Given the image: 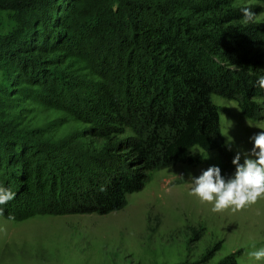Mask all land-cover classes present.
<instances>
[{
    "label": "trees",
    "instance_id": "obj_1",
    "mask_svg": "<svg viewBox=\"0 0 264 264\" xmlns=\"http://www.w3.org/2000/svg\"><path fill=\"white\" fill-rule=\"evenodd\" d=\"M2 9L19 24L0 38L13 90L0 87V183L17 192L5 217L106 215L149 172L211 153L207 164L230 175L212 96L264 117V24L244 25L231 0H0ZM63 124L89 139L85 151L50 142Z\"/></svg>",
    "mask_w": 264,
    "mask_h": 264
},
{
    "label": "rangeland",
    "instance_id": "obj_2",
    "mask_svg": "<svg viewBox=\"0 0 264 264\" xmlns=\"http://www.w3.org/2000/svg\"><path fill=\"white\" fill-rule=\"evenodd\" d=\"M101 2L97 8L104 12L106 5ZM231 2L239 9L238 0ZM251 2L259 14L256 23L264 24V7ZM18 30L15 13L0 10V38ZM85 59L87 66L95 65L94 58ZM11 82L0 70V87L8 96L13 93ZM212 102L218 108L224 142L232 122L229 134L237 145L250 148L248 138L259 129L249 127L247 121H254L232 100L214 95ZM52 120L49 116L47 123ZM63 126L50 142L85 151L89 139L80 137L82 131L75 127L68 134L62 132ZM125 130L122 138L132 135L131 129ZM198 152L192 149L193 154ZM208 158L214 155L208 154L199 165L176 164L149 172L142 189L126 194L123 206L106 215L93 211L41 213L10 221L0 217V264H218L229 256L244 264L245 249L253 242L264 244V202L224 219L211 213L210 205L188 194L187 181L178 179L179 173L185 179L189 173L199 175L209 166Z\"/></svg>",
    "mask_w": 264,
    "mask_h": 264
},
{
    "label": "clouds",
    "instance_id": "obj_3",
    "mask_svg": "<svg viewBox=\"0 0 264 264\" xmlns=\"http://www.w3.org/2000/svg\"><path fill=\"white\" fill-rule=\"evenodd\" d=\"M255 3L264 7V0H255ZM237 6L244 25L257 22L259 14L253 11L251 0H238ZM213 59L222 64L219 56ZM256 85L264 89V74L256 76ZM247 125L259 129L249 136L251 147L247 149L237 145L235 137L229 134L232 122L228 127L225 146L229 151L235 149L231 161L234 171L230 175L223 174L218 164L208 166L199 175L189 173L188 179H185L184 173L178 174V179L187 181L188 194L199 203L210 205V212L218 214L221 219L264 202V120L247 121ZM16 197V191L0 183V217L5 216L6 206ZM5 219L10 221L15 217L9 213ZM244 264H264V244L257 246L256 242L251 243L245 249Z\"/></svg>",
    "mask_w": 264,
    "mask_h": 264
}]
</instances>
